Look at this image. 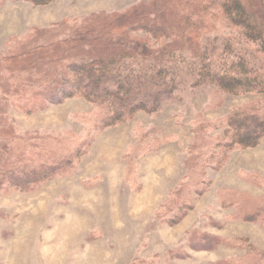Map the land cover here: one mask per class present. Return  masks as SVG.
I'll return each mask as SVG.
<instances>
[{
  "label": "trees",
  "instance_id": "1",
  "mask_svg": "<svg viewBox=\"0 0 264 264\" xmlns=\"http://www.w3.org/2000/svg\"><path fill=\"white\" fill-rule=\"evenodd\" d=\"M149 1L112 14L73 19L53 33L36 30L33 44L1 56L0 190L31 191L77 163L87 148L84 138L70 132L76 140L72 144L73 139L55 132H19L11 116L13 111L38 112L76 93L95 102L105 122L138 110L156 111L175 86L190 83L185 80L192 75L191 84L215 86L218 94H211L218 101L224 100L221 92L258 95L211 120L200 113L189 118L194 139L183 147L189 163L162 205L166 225L181 221L196 196L207 191L210 169L220 170L231 151L254 147L264 138V0ZM119 79L127 84L120 92L110 85L121 84ZM218 194L229 217L264 227V198L228 187ZM191 234L187 250L230 244L226 237L197 228ZM241 247L244 254L217 264H264V251Z\"/></svg>",
  "mask_w": 264,
  "mask_h": 264
},
{
  "label": "rangeland",
  "instance_id": "2",
  "mask_svg": "<svg viewBox=\"0 0 264 264\" xmlns=\"http://www.w3.org/2000/svg\"><path fill=\"white\" fill-rule=\"evenodd\" d=\"M142 2L150 1L4 0L0 58L33 44L36 30L53 33L73 19L112 14ZM193 77L185 86L177 84L156 111L138 110L112 122L102 119L104 112L98 116L95 102L77 93L38 112H11L19 132H55L73 139L72 144L74 136H81L87 148L71 169L31 191L0 190V264H217L244 254V244L264 251V227L229 217L218 196L228 187L264 198V138L254 147L231 151L223 168L208 171L207 191L196 196L183 219L162 223L164 200L189 163L183 151L194 139L189 118L200 113L211 120L258 96L221 92L224 100L218 101L211 94L217 93L215 86L191 84ZM119 81L122 85H110L120 92L127 84ZM151 146L155 149L147 152ZM245 174L263 180L251 181ZM195 228L226 237L230 244L187 250Z\"/></svg>",
  "mask_w": 264,
  "mask_h": 264
}]
</instances>
